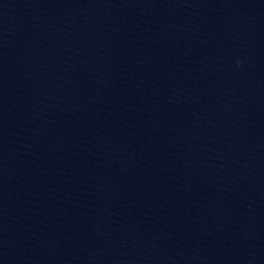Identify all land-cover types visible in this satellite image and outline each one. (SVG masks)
Here are the masks:
<instances>
[{
	"label": "water",
	"instance_id": "water-1",
	"mask_svg": "<svg viewBox=\"0 0 264 264\" xmlns=\"http://www.w3.org/2000/svg\"><path fill=\"white\" fill-rule=\"evenodd\" d=\"M0 264H264V0H0Z\"/></svg>",
	"mask_w": 264,
	"mask_h": 264
}]
</instances>
